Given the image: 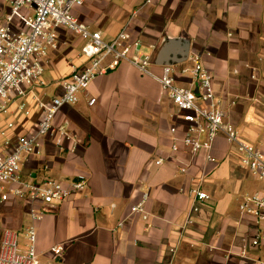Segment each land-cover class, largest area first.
Returning <instances> with one entry per match:
<instances>
[{
    "label": "crops",
    "instance_id": "crops-1",
    "mask_svg": "<svg viewBox=\"0 0 264 264\" xmlns=\"http://www.w3.org/2000/svg\"><path fill=\"white\" fill-rule=\"evenodd\" d=\"M146 1L92 0L74 14L107 39L127 26L153 57L173 49L166 64L174 65L181 86L197 87L191 74L181 71L191 66L189 57L198 55L225 102L227 121L260 144L262 129L254 117L264 107V0ZM4 6L0 2V9ZM58 33L59 48L46 62L45 99L60 93L61 78L83 61L82 40L66 28ZM152 69L161 73L158 65ZM20 103L13 98L8 113L0 114V144L2 132L15 141L38 128L36 103L29 98V116L19 110ZM179 113L155 78L127 62L99 75L76 104L59 111L55 126L73 139L58 146L57 136L45 137L39 153L24 157L21 176L84 177L88 187L49 206L38 223L37 250L43 263L55 259L51 249L61 244L58 264H260L264 248L251 245L260 226L239 206L244 195L263 190L264 181L239 166L224 135L215 141L214 162L205 152L190 157L182 145L174 154L170 129L177 126L181 137L185 127ZM160 158L164 163L157 165ZM182 166L186 174L179 172ZM203 178L210 199L186 226L192 204L188 191ZM145 192L150 194L148 222L131 215ZM121 221L124 226L118 228ZM29 223L24 201H0V247L6 231L22 234ZM244 247L245 258L240 255Z\"/></svg>",
    "mask_w": 264,
    "mask_h": 264
},
{
    "label": "built area",
    "instance_id": "built-area-1",
    "mask_svg": "<svg viewBox=\"0 0 264 264\" xmlns=\"http://www.w3.org/2000/svg\"><path fill=\"white\" fill-rule=\"evenodd\" d=\"M89 1L92 0H0L5 5V9H0V114L8 113L13 98L21 101L19 110L26 116L32 113L29 98L41 113L38 128L33 134L13 141L6 132L1 133L0 201H24L28 205L30 223L22 233L23 243L19 241L20 234L4 233L0 264H58L57 258L64 252L61 244L51 249L55 259L46 263L40 259L37 250L38 223L48 214L49 206L83 192L88 182L84 177L72 181L47 177L41 180L24 179L21 176L23 159L26 155L39 153L42 140L49 135L57 136L58 146H62L65 139L72 140L67 130L55 126L57 114L64 106L76 104L80 93L99 75L116 69L124 62L135 66L143 75L155 78L180 112L179 118L185 124L183 136L178 135L177 126L170 129L174 154L180 151L182 145L190 157L205 152L207 160L214 162L216 159L212 151L215 141L224 135L238 155L239 166L254 179L264 181V107L255 112L254 120L262 129V141L256 144L243 137L238 128L227 121L225 102L216 91L212 73L198 55L189 57L191 66L181 71L182 74L190 73L197 87L181 86L177 83L178 72L174 65L160 64L156 57L145 53L142 42L133 39L127 26L117 36L107 39L101 30L92 29L75 16L74 10ZM149 2L151 0L146 1ZM61 28H66L82 40L80 57L83 61L61 78L60 93L45 99L44 90L48 87L46 62L50 52L59 48L58 30ZM154 65L160 66V74L153 71ZM253 78L256 76L253 75ZM95 102L92 99L90 104ZM8 126L12 128L14 124L9 123ZM163 163L162 158L156 160L157 165ZM179 172L186 174L188 169L182 166ZM203 180H195L196 183L188 191L192 204L186 226L194 223L210 199ZM149 197V192L143 193L139 202L131 207V215L148 222L150 214L146 203ZM239 209L242 214L256 218L260 227L251 239V245L264 248V189L244 195ZM124 223L119 222L118 228H122ZM240 255L248 257L245 247ZM258 262L264 264V255Z\"/></svg>",
    "mask_w": 264,
    "mask_h": 264
},
{
    "label": "water",
    "instance_id": "water-1",
    "mask_svg": "<svg viewBox=\"0 0 264 264\" xmlns=\"http://www.w3.org/2000/svg\"><path fill=\"white\" fill-rule=\"evenodd\" d=\"M172 52H174V50L170 48L165 49L163 52H161L157 58L158 63L160 64L169 63V56Z\"/></svg>",
    "mask_w": 264,
    "mask_h": 264
},
{
    "label": "rangeland",
    "instance_id": "rangeland-1",
    "mask_svg": "<svg viewBox=\"0 0 264 264\" xmlns=\"http://www.w3.org/2000/svg\"><path fill=\"white\" fill-rule=\"evenodd\" d=\"M19 236H20V238H19L20 243L25 242L24 235L23 234H20Z\"/></svg>",
    "mask_w": 264,
    "mask_h": 264
}]
</instances>
